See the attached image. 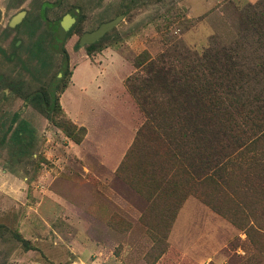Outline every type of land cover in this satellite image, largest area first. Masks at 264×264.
Returning a JSON list of instances; mask_svg holds the SVG:
<instances>
[{
	"label": "rangeland",
	"instance_id": "obj_1",
	"mask_svg": "<svg viewBox=\"0 0 264 264\" xmlns=\"http://www.w3.org/2000/svg\"><path fill=\"white\" fill-rule=\"evenodd\" d=\"M262 2L0 0V76L46 87L63 109L48 119L22 96L0 91V139L25 136L0 150V264H264V183L261 167L248 166L254 152L193 187L185 160L169 174L163 152L135 147L147 116L134 93L144 77L136 63L202 54L245 35L250 118L240 128L243 143L256 139L264 108L257 113L252 102L264 100V52L249 14L258 10L264 19ZM120 15L94 48L80 45ZM68 16L74 21L62 28V44L50 40L46 30ZM39 40L44 60L34 56ZM66 123L84 132L70 136ZM257 145L264 148V138Z\"/></svg>",
	"mask_w": 264,
	"mask_h": 264
},
{
	"label": "trees",
	"instance_id": "obj_2",
	"mask_svg": "<svg viewBox=\"0 0 264 264\" xmlns=\"http://www.w3.org/2000/svg\"><path fill=\"white\" fill-rule=\"evenodd\" d=\"M139 1L131 0V3L136 5ZM42 4L44 8L50 5L49 2ZM259 7L264 8V2ZM261 13L257 10L249 15H255L252 28L264 52V19ZM47 34L50 40L62 44L60 24H53L51 30H46ZM46 35L41 40L44 41ZM243 37L231 46L212 45L202 54L187 50L175 57L163 55L146 63H136L144 77L140 78L141 83L135 87L134 93L147 121L139 132L135 147L153 146L163 152L169 160V174L175 172L176 165H181L180 160H185L182 168L193 187H201L218 178L234 157L245 152H254L248 166L261 167L262 179L259 180L264 183V148L257 145L263 140L264 131L256 139L249 143L244 140L243 143L246 133L240 128L250 118L246 115L247 104L250 103L246 97L249 87L247 68L241 52L245 45ZM41 40L37 52H34L37 60L46 59L48 54ZM0 52L4 51L0 49ZM62 53L65 54L64 51ZM261 59L264 61L263 57ZM25 85L22 79L9 80L4 75L0 76V91L8 89L22 96L48 119L62 114L59 99L54 100L46 87L34 90ZM262 93L257 95L262 98ZM254 99L252 103L258 113L264 108V100L258 96ZM259 103L262 104L257 105ZM68 125L66 123L64 129L70 136H73L72 130L81 134L84 132L83 128L77 130ZM16 138V141L8 140V136L4 135L0 139V150L15 148L18 143L25 142V136L23 138L20 132L16 133ZM258 149H261L262 155L255 154ZM11 155L15 156L13 153ZM190 157H194L193 162L188 161ZM204 199L207 200V197Z\"/></svg>",
	"mask_w": 264,
	"mask_h": 264
},
{
	"label": "water",
	"instance_id": "obj_3",
	"mask_svg": "<svg viewBox=\"0 0 264 264\" xmlns=\"http://www.w3.org/2000/svg\"><path fill=\"white\" fill-rule=\"evenodd\" d=\"M25 16H26V11L20 12L18 15H16L12 19L10 26L15 27L16 25H18L19 23L22 22V20L24 19ZM123 18H124V16L120 15V16L116 17L115 19H113L109 22L102 23L98 27V29H96L95 31L85 33L81 37L80 45L85 46V45H92V44L97 43L103 37H105L109 32L114 30L119 25V23L123 20ZM73 21H74V19L71 16H68L66 18V20L62 24V28L64 29V31H68L70 29Z\"/></svg>",
	"mask_w": 264,
	"mask_h": 264
}]
</instances>
